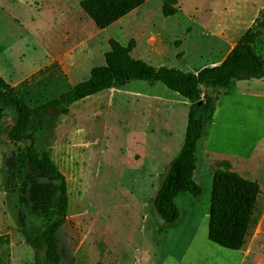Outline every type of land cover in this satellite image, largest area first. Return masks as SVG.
I'll return each mask as SVG.
<instances>
[{"label":"rangeland","instance_id":"obj_1","mask_svg":"<svg viewBox=\"0 0 264 264\" xmlns=\"http://www.w3.org/2000/svg\"><path fill=\"white\" fill-rule=\"evenodd\" d=\"M79 1L0 0V76L30 105L87 78L104 63L109 38L124 45L134 39L132 56L152 65L195 71L219 63L259 10L264 18V0H176L170 16L162 15V0H145L99 29ZM257 27L255 50L264 53V25ZM219 92L206 141L197 143L195 173L205 174L206 162L212 171L220 159L204 153L205 142L214 153L243 156L236 170L261 188L245 239L247 264H264V78ZM189 105L160 81L131 80L73 103L67 114L48 111L40 121L36 148L49 153L67 186V214L57 232L62 264H234L209 243L203 222L190 240L187 224L175 231L153 208L183 143ZM0 108V264H44L40 231L56 216L59 178L30 168L18 178L14 153L29 140L9 141L16 113ZM198 183L201 200L209 201L211 176ZM195 215L201 214L189 217Z\"/></svg>","mask_w":264,"mask_h":264},{"label":"trees","instance_id":"obj_2","mask_svg":"<svg viewBox=\"0 0 264 264\" xmlns=\"http://www.w3.org/2000/svg\"><path fill=\"white\" fill-rule=\"evenodd\" d=\"M145 0H80L79 6L99 29L110 26ZM176 0H162L164 16L176 13ZM260 10L253 24L238 38L232 49L217 64L205 65L195 71L173 66H155L131 55L134 39L122 44L114 38L108 39L109 49L104 52V63L90 68L87 78L74 83L56 96L37 105H30L23 97L15 94V86L0 76V103L11 107L15 121L8 130L9 141L20 143L14 155L17 161V176L22 179L27 169L40 175L59 178L58 192L54 197L56 216L40 231L44 245V264H62L57 232L65 221L68 208V194L64 175L58 170L49 153L39 152L35 145L34 132L42 129L40 121L48 111L67 114L69 107L86 97L114 86L124 85L131 80L160 81L189 102L183 143L170 165L153 198V208L166 223L177 221L181 215L175 197L188 192L193 197L203 193L195 180L197 168V143L206 125L213 116L219 90L229 87L235 81L264 78V53H258L255 45L262 34L257 26L264 25ZM216 89L211 96L201 87ZM1 109V108H0ZM212 170L207 238L228 249H241L249 228L253 223V212L260 186L256 180L242 176L231 168L228 160H215ZM95 264H113L97 261Z\"/></svg>","mask_w":264,"mask_h":264},{"label":"crops","instance_id":"obj_3","mask_svg":"<svg viewBox=\"0 0 264 264\" xmlns=\"http://www.w3.org/2000/svg\"><path fill=\"white\" fill-rule=\"evenodd\" d=\"M138 8V7H137ZM136 8V9H137ZM135 10V9H134ZM133 11V10H132ZM260 11V10H259ZM258 11V13H259ZM130 13V12H129ZM257 13V15H258ZM256 15V16H257ZM255 19V18H254ZM113 24V23H112ZM132 55V54H131ZM161 66V65H160ZM252 80V79H251ZM251 80H246V81H243V82H247V81H251ZM241 82V81H239ZM262 97V95L260 96ZM220 98L217 100V102H219ZM217 109H218V105L216 104L215 105V109H214V112H213V116L211 118V120L209 121V123H213V120H214V117L216 115V112H217ZM208 123V124H209ZM207 124V125H208ZM207 125L205 127V130H204V133L203 135L201 136V138L199 139L202 140L204 139L206 141V128H207ZM206 143V142H205ZM203 145V148H204V153H208L209 155L213 154L214 156H220V159H215V160H222V159H226L230 162L231 164V168L235 171L238 172V170H236L235 168V162H236V159L237 158H240V157H243V156H236V157H233V156H230L228 154H220V153H214L212 151H209V148L207 147V145ZM214 160V161H215ZM204 163V162H203ZM207 164V172H205V174H199V178L197 177V174L194 172V178L195 180L198 178V180H207L208 182H210V176L212 177V171L210 170V167H209V164L206 162ZM197 169V168H196ZM196 171V170H195ZM207 173V174H206ZM239 173V172H238ZM240 174V173H239ZM242 175V174H241ZM244 176V175H242ZM208 177V178H207ZM246 177V176H245ZM252 179V178H250ZM198 180H196L198 182ZM253 180H256V179H253ZM211 184V183H210ZM260 186V185H259ZM260 191H261V188H260ZM187 193V194H185ZM260 194V193H259ZM175 203L177 204V206L179 207L180 209V212H181V215L179 217V219L177 221H175L174 223H171V227L172 229H175V231H177V229L179 230L178 227L185 225L187 224L188 227H190L192 229V232H191V237H190V240H193V237H194V234H195V231L196 229L198 228V226H200V223L203 222V226H204V234H206V230H207V222H208V215H207V212L209 211V201H202L201 200V196L200 197H193L190 193L188 192H181L179 193L176 197H175ZM203 204V205H202ZM199 205H202L203 209L200 210L199 208ZM187 206V208L185 207ZM208 210V211H207ZM196 212H199L201 215L200 217H198L197 215L195 216H191L189 217V214L190 213H196ZM188 217V218H187ZM185 219V220H184ZM184 220V221H183ZM204 220V221H203ZM209 243L215 245L216 247L220 248V249H223L226 253H228L229 255H232L233 258H234V264H247V261H248V252L247 250H245L244 246H245V243L243 245V247L241 249H237V250H234V249H228V248H225V247H222L210 240H208ZM206 238L202 239V243L205 245L207 242ZM246 241V240H245ZM190 244H191V241H190ZM189 244V245H190ZM201 250L197 251L196 249L194 250L195 253L197 252H200ZM181 258V257H180Z\"/></svg>","mask_w":264,"mask_h":264}]
</instances>
